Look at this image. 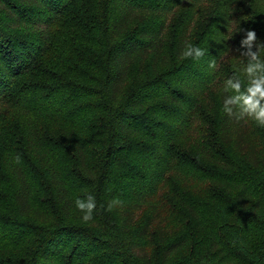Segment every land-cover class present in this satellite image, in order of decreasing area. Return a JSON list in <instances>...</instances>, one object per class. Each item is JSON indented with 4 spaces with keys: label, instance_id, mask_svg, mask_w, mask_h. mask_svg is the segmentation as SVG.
Wrapping results in <instances>:
<instances>
[{
    "label": "trees",
    "instance_id": "16d2710c",
    "mask_svg": "<svg viewBox=\"0 0 264 264\" xmlns=\"http://www.w3.org/2000/svg\"><path fill=\"white\" fill-rule=\"evenodd\" d=\"M246 30L264 0H0V264H264Z\"/></svg>",
    "mask_w": 264,
    "mask_h": 264
},
{
    "label": "clouds",
    "instance_id": "9594fccd",
    "mask_svg": "<svg viewBox=\"0 0 264 264\" xmlns=\"http://www.w3.org/2000/svg\"><path fill=\"white\" fill-rule=\"evenodd\" d=\"M239 31L241 29L237 28L234 33ZM238 50L239 58L236 63L240 67L224 81L222 94L226 95L223 96L222 111L238 121L251 120L257 126L264 127V42L257 40L254 30H246L239 41ZM207 52L206 48L189 44L183 56L200 59ZM209 67H215L214 60ZM75 206L83 213V221L93 219V210L96 207L94 197L88 196L86 200L77 198Z\"/></svg>",
    "mask_w": 264,
    "mask_h": 264
}]
</instances>
